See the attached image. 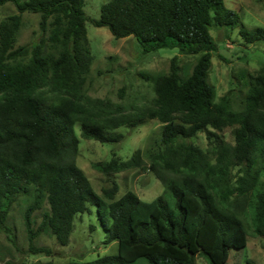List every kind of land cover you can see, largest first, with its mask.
I'll return each mask as SVG.
<instances>
[{
	"label": "trees",
	"instance_id": "1",
	"mask_svg": "<svg viewBox=\"0 0 264 264\" xmlns=\"http://www.w3.org/2000/svg\"><path fill=\"white\" fill-rule=\"evenodd\" d=\"M86 1L0 0V6L13 3L19 12L0 24V232L13 242L9 214L26 196L31 201L23 218L32 254H52L35 245L44 234L69 245L77 215L95 206L105 244L116 242L118 253L63 264H198V258L228 264L232 251L248 245L244 217L264 237V68L252 76L242 111H232L227 96L217 103L208 82L217 51L210 28L241 26L247 44L264 42V28L248 30L225 0H110L100 19L91 21L95 27L108 28L116 39L133 36L144 54L178 48L199 58L186 79L177 58L171 60L170 73L155 80L152 106L107 112L94 108L101 102L84 92L93 59ZM26 12L40 14L42 33H50L32 49L15 46ZM145 120L163 124L148 170L164 194L145 202L127 192L116 200L119 185L113 182L98 195L77 165L75 126L87 140L113 144L124 139L116 130ZM227 127H234V145L217 134ZM199 133L211 143L206 152L192 142ZM144 165L137 150L129 160L113 156L93 168L111 176ZM45 204L49 210L36 227L34 214Z\"/></svg>",
	"mask_w": 264,
	"mask_h": 264
},
{
	"label": "rangeland",
	"instance_id": "2",
	"mask_svg": "<svg viewBox=\"0 0 264 264\" xmlns=\"http://www.w3.org/2000/svg\"><path fill=\"white\" fill-rule=\"evenodd\" d=\"M109 1L87 0L84 7L89 19L86 28L93 57L85 75L84 92L91 101L101 102H96V106L94 104L92 108L95 106L94 108L117 113L119 107L124 113H134L153 105L156 98L155 80L170 73L173 58H177L180 76L186 79L192 74L199 55L183 54L178 48L144 54L142 46L133 36L116 39L108 28L95 27L91 21L100 19L101 7ZM225 2L229 9L240 16L241 23L248 30L264 28V0ZM16 15L19 12L13 3L0 6V24ZM21 17L22 25L16 48L25 46L32 49L42 39L49 37V32L42 33L40 14L26 12ZM240 29L241 26L210 28L217 51L213 54L208 82L215 88V101L220 103L227 96L234 112L243 110L251 78L264 68V42L247 44L239 33ZM105 103L108 104L107 107ZM139 125L136 128L127 126L116 130L114 134L121 133L124 139L113 144L87 140L82 137L80 125L75 126V133L80 140L77 165L87 175L98 195L103 196L102 190L110 188L113 182L119 185L116 200L127 192L135 193L145 202H151L164 194V185L148 170L151 157L160 148L163 124L158 120H145ZM233 130L234 127H227L217 134L234 145ZM192 142L205 152L211 146L206 133H199ZM137 150H141L146 161V165L140 169L107 176L93 168L94 163L108 162L113 156L129 160ZM240 171L239 168L234 171V183L237 182ZM30 201L29 197H20L11 209L8 226L13 234V242L6 233L0 232V264L90 262L118 253L116 242L105 244V232L95 206H89L90 212L77 215L69 245L61 246L54 236L44 234L37 239L35 245L51 249L52 254L30 253L23 218ZM105 201L110 203L106 198ZM48 210L49 206L45 204L43 210L34 214L36 227L42 222L43 213ZM243 221L248 233V245L243 250L232 251L228 264H264V237L255 234L250 216L244 217ZM91 227L95 228L92 230ZM198 264L207 263L198 258Z\"/></svg>",
	"mask_w": 264,
	"mask_h": 264
}]
</instances>
